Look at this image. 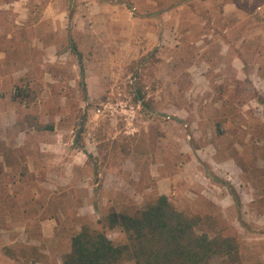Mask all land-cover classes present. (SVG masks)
I'll list each match as a JSON object with an SVG mask.
<instances>
[{
  "label": "rangeland",
  "instance_id": "374dc122",
  "mask_svg": "<svg viewBox=\"0 0 264 264\" xmlns=\"http://www.w3.org/2000/svg\"><path fill=\"white\" fill-rule=\"evenodd\" d=\"M256 93L264 0H0V264H57L80 225L159 194L197 233L237 229L214 264H264Z\"/></svg>",
  "mask_w": 264,
  "mask_h": 264
},
{
  "label": "trees",
  "instance_id": "16d2710c",
  "mask_svg": "<svg viewBox=\"0 0 264 264\" xmlns=\"http://www.w3.org/2000/svg\"><path fill=\"white\" fill-rule=\"evenodd\" d=\"M73 52L80 57L75 46ZM82 74L81 67V77ZM82 86L85 90L83 77ZM31 91L27 84L16 86L12 98L25 100L30 98ZM143 99L142 92L137 90L134 100ZM255 99L264 107V96L256 93ZM205 172L211 175L208 168ZM230 193L239 203L236 192ZM197 222L196 217L176 209L165 194H159L133 213L109 210L99 220L101 228L80 225L70 237L62 264H214L223 258H239L238 231L233 225L226 224L210 235L197 233ZM106 228H119L126 241L114 242L107 236Z\"/></svg>",
  "mask_w": 264,
  "mask_h": 264
},
{
  "label": "crops",
  "instance_id": "0c3cea01",
  "mask_svg": "<svg viewBox=\"0 0 264 264\" xmlns=\"http://www.w3.org/2000/svg\"><path fill=\"white\" fill-rule=\"evenodd\" d=\"M65 253L61 256V260L59 262H57V264H62V258L65 255ZM35 264H42V261H36Z\"/></svg>",
  "mask_w": 264,
  "mask_h": 264
}]
</instances>
